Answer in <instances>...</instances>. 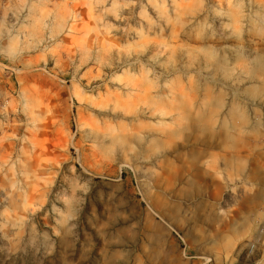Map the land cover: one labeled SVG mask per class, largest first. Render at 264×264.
I'll list each match as a JSON object with an SVG mask.
<instances>
[{
  "label": "rangeland",
  "instance_id": "374dc122",
  "mask_svg": "<svg viewBox=\"0 0 264 264\" xmlns=\"http://www.w3.org/2000/svg\"><path fill=\"white\" fill-rule=\"evenodd\" d=\"M224 146L264 180V0H0V264H212Z\"/></svg>",
  "mask_w": 264,
  "mask_h": 264
},
{
  "label": "crops",
  "instance_id": "0c3cea01",
  "mask_svg": "<svg viewBox=\"0 0 264 264\" xmlns=\"http://www.w3.org/2000/svg\"><path fill=\"white\" fill-rule=\"evenodd\" d=\"M198 178L188 179L182 186L194 184L208 197L221 223H216L214 238L221 241L209 243L213 252H229L224 257L239 261L244 254L246 263L264 264V250L261 248L253 256L249 255L251 243H264V180L262 153L257 148L200 149ZM193 185V186H194ZM184 188V187H183ZM205 188V189H204ZM184 193V192H182ZM200 202V196H197ZM220 235V236H219ZM212 264H226L223 254L214 253ZM236 254V255H235ZM204 264H210L208 262Z\"/></svg>",
  "mask_w": 264,
  "mask_h": 264
},
{
  "label": "built area",
  "instance_id": "2783aa9c",
  "mask_svg": "<svg viewBox=\"0 0 264 264\" xmlns=\"http://www.w3.org/2000/svg\"><path fill=\"white\" fill-rule=\"evenodd\" d=\"M261 248L264 250V243H251L248 248V253L253 256L255 252L259 251Z\"/></svg>",
  "mask_w": 264,
  "mask_h": 264
}]
</instances>
